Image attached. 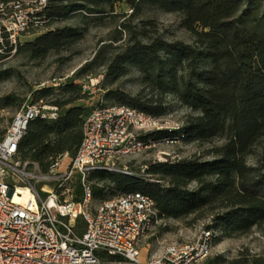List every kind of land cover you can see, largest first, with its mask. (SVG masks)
<instances>
[{
	"label": "trees",
	"instance_id": "1",
	"mask_svg": "<svg viewBox=\"0 0 264 264\" xmlns=\"http://www.w3.org/2000/svg\"><path fill=\"white\" fill-rule=\"evenodd\" d=\"M117 6L127 7L128 13L116 14ZM156 12L175 15L191 43L165 40L158 23L145 18ZM44 15L46 29L74 15L82 24L53 29L20 44L16 55L28 62L78 44L87 33L88 19L110 15L120 22L71 77L32 93L33 103L48 99L44 103L56 107L58 117L28 123L17 145L19 161L34 163L45 173L56 156H72L85 118L98 107H126L152 118L182 112L178 130L151 132L141 140L208 145L207 159L148 162L143 175L131 164L126 166L128 174L92 172L86 178L92 201L107 200L106 191L116 196L137 193L152 201L161 222L209 217L212 224L205 230L211 233V247L222 238L264 231V0H47ZM101 67L96 87L105 105L92 109L85 105L88 96L81 86L97 78ZM130 72L138 76L140 90L135 95L113 87ZM12 75L11 69L0 70V83ZM14 105L11 97L0 100V109ZM69 187L73 201L79 202L80 178ZM74 229L83 233L81 219ZM202 264H264V251H244L230 262L207 257Z\"/></svg>",
	"mask_w": 264,
	"mask_h": 264
},
{
	"label": "built area",
	"instance_id": "2",
	"mask_svg": "<svg viewBox=\"0 0 264 264\" xmlns=\"http://www.w3.org/2000/svg\"><path fill=\"white\" fill-rule=\"evenodd\" d=\"M47 0H0V68L18 51L21 38L45 30ZM90 79L81 91L95 88ZM56 107L38 101L23 104L0 131V264H198L211 249V233L203 230L190 243L166 245L160 256L143 260L142 240L161 223L150 199L137 193L107 199L91 208L86 178L95 171L128 174L121 161L155 146L141 137L178 130L180 124L152 118L120 106L98 107L85 118L82 138L71 156L51 160L42 173L34 163L16 158L17 145L33 119L54 121ZM80 178L82 197L73 201L70 184ZM20 191H26L25 202ZM81 219L84 231L74 223Z\"/></svg>",
	"mask_w": 264,
	"mask_h": 264
},
{
	"label": "rangeland",
	"instance_id": "3",
	"mask_svg": "<svg viewBox=\"0 0 264 264\" xmlns=\"http://www.w3.org/2000/svg\"><path fill=\"white\" fill-rule=\"evenodd\" d=\"M114 12L116 14L128 13V9L125 6H117L114 8ZM145 18L154 19L158 23L160 34L163 35L165 40H180L185 43H191L189 35L178 28V18L175 15L156 12L148 13ZM86 22L88 30L83 40L68 51L59 54H50L44 60L35 62H28L24 56L15 55L11 60L1 66L0 70L11 69L13 75L8 80L0 83V100L5 97H11L15 100L16 105L0 109V131L8 126L10 120L23 104L29 102L33 103L34 98L32 93L35 90L43 88V86L63 82L66 78L71 77L82 65L89 62L101 45V41L106 42L111 30H113L120 21L118 18H113L109 15L107 17H99L96 20L88 19ZM78 24H82L80 17L74 15L64 21L53 23L49 28L43 30L39 34L21 38L20 44L30 41L35 36L47 31ZM103 71L104 67L97 69V74L99 76L95 79L101 81ZM137 78L138 76L136 73L130 72L126 77L117 81L113 87H117L126 93L135 95L140 90ZM83 94L88 96L85 105L89 108L93 109L99 104L105 105V103L102 102V91L99 88H91L90 90H86ZM19 100H21V103L17 106ZM47 100L48 99H42V102L44 103ZM168 120L180 124L182 112L171 115ZM220 144L221 142L214 143V145ZM208 148V145L163 144L155 146L137 156L125 158L121 161L120 167L126 168L128 164H131L132 168L141 169L140 175H143L142 170L144 169L143 165L145 163L174 162L193 157L207 159L204 154ZM126 172L128 173L127 168ZM114 197H116V195L113 191H106V198L110 199ZM97 205V201L91 202L92 209ZM211 224L209 217L196 221L193 220V217H189L182 221L166 220L161 222L159 224L160 227H156L148 237L142 240L139 246L141 257L143 260H147L150 257L156 258L160 256L163 248L168 244L190 243L196 240L200 232L205 230L207 226H211ZM244 251H247L250 255H257L264 251V231L259 232L254 230L250 234L242 237L219 239L212 244L208 257L211 260H215L220 256L227 262H230ZM202 263L203 260L198 264Z\"/></svg>",
	"mask_w": 264,
	"mask_h": 264
},
{
	"label": "bare ground",
	"instance_id": "4",
	"mask_svg": "<svg viewBox=\"0 0 264 264\" xmlns=\"http://www.w3.org/2000/svg\"><path fill=\"white\" fill-rule=\"evenodd\" d=\"M20 193L22 194V198H14V200L16 201V202H25L26 200H27V198H28V194H27V192L26 191H20Z\"/></svg>",
	"mask_w": 264,
	"mask_h": 264
}]
</instances>
